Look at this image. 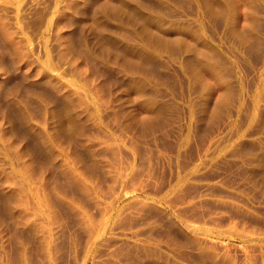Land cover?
I'll use <instances>...</instances> for the list:
<instances>
[{
	"label": "rangeland",
	"instance_id": "obj_1",
	"mask_svg": "<svg viewBox=\"0 0 264 264\" xmlns=\"http://www.w3.org/2000/svg\"><path fill=\"white\" fill-rule=\"evenodd\" d=\"M0 264H264V0H0Z\"/></svg>",
	"mask_w": 264,
	"mask_h": 264
}]
</instances>
